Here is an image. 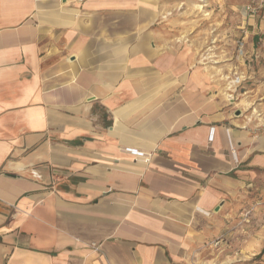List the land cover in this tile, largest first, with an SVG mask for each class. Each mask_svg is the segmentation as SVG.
<instances>
[{
  "label": "crops",
  "instance_id": "crops-1",
  "mask_svg": "<svg viewBox=\"0 0 264 264\" xmlns=\"http://www.w3.org/2000/svg\"><path fill=\"white\" fill-rule=\"evenodd\" d=\"M161 4L0 0V264H195L235 226L261 37L225 86Z\"/></svg>",
  "mask_w": 264,
  "mask_h": 264
},
{
  "label": "rangeland",
  "instance_id": "rangeland-1",
  "mask_svg": "<svg viewBox=\"0 0 264 264\" xmlns=\"http://www.w3.org/2000/svg\"><path fill=\"white\" fill-rule=\"evenodd\" d=\"M161 2L168 37L196 48L202 56H206L204 58L208 63L216 65L214 69L219 76L234 78L236 70L231 62L238 53L241 54L240 42H244L246 49L249 45L248 36L245 37L246 31L258 32L261 39L253 42L250 40L251 46L261 50L263 56L254 65L256 77L259 79L252 86L256 87L258 94L263 93L260 100L264 102V8L259 7V0ZM247 4L257 8L255 17L247 12ZM250 18H255V21ZM227 76H223L225 86ZM236 81L229 78L227 88ZM241 88L240 85L238 90ZM256 111V117H264V110L257 108ZM246 194V197L240 199L235 226L228 230L230 233L223 235V240L206 251L204 259L195 264H264V178L255 179L253 185L247 188Z\"/></svg>",
  "mask_w": 264,
  "mask_h": 264
},
{
  "label": "built area",
  "instance_id": "built-area-1",
  "mask_svg": "<svg viewBox=\"0 0 264 264\" xmlns=\"http://www.w3.org/2000/svg\"><path fill=\"white\" fill-rule=\"evenodd\" d=\"M259 2L261 3V5L259 7H263L264 8V0H259ZM247 12H251L252 14H255L257 11V8L252 7L250 4H247L245 6ZM246 51L245 47H244V42H240V53L244 54ZM217 244L219 243V241L217 240L216 242Z\"/></svg>",
  "mask_w": 264,
  "mask_h": 264
},
{
  "label": "bare ground",
  "instance_id": "bare-ground-1",
  "mask_svg": "<svg viewBox=\"0 0 264 264\" xmlns=\"http://www.w3.org/2000/svg\"><path fill=\"white\" fill-rule=\"evenodd\" d=\"M228 96H230V95H228Z\"/></svg>",
  "mask_w": 264,
  "mask_h": 264
}]
</instances>
